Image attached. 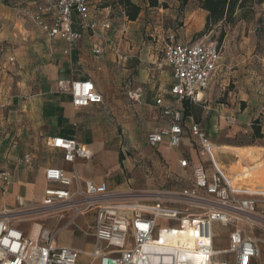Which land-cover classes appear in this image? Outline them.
Masks as SVG:
<instances>
[{"label": "crops", "instance_id": "crops-1", "mask_svg": "<svg viewBox=\"0 0 264 264\" xmlns=\"http://www.w3.org/2000/svg\"><path fill=\"white\" fill-rule=\"evenodd\" d=\"M20 1L18 5L23 9L12 10L4 3L0 5V172L8 171L12 180L6 190L0 187V211L16 209L18 201L34 203L33 189L38 185L42 187L38 197L40 203L48 188L44 173L50 167L68 173L74 168L82 180L103 184L111 192L189 190L192 184L187 178L191 177L194 167L203 166L208 173L211 171L205 152L207 160L193 149L179 150L187 147V140L199 145L189 133L190 127L197 123L192 116H184V102L178 105L183 110L184 129L180 147L172 149L164 141L151 149L146 143L148 132L167 128L170 124L162 112L164 104L172 101L169 89L173 78L169 68L171 78L166 81L168 90L164 92V44L143 42L135 26L144 10L136 21L130 22L118 5L102 7L108 0H88L92 20L106 22L109 28L99 30L96 36L89 31L83 32L80 41L64 54L66 45L62 41L48 39L32 24L30 13L40 0ZM131 1L138 5L136 0ZM199 11L205 23L207 13ZM115 18L126 23L116 25ZM249 38L248 42L242 27L232 29L221 43V60L203 94V103L190 104L202 106L212 116L209 121L215 130L210 132L224 131L225 139L238 133L246 116L264 111V53L256 51L251 42L253 36ZM35 39L43 42L36 43ZM51 44L58 45L60 50L54 47L52 52ZM96 47L101 50L99 56L93 53ZM257 73L263 76L256 79ZM77 80L91 81L102 95L103 103L75 110L70 96L59 92L57 83ZM137 89L140 90L139 99L130 100L127 93ZM221 99H226V104L221 103ZM118 129L121 134L117 133ZM55 136L76 137L90 149L92 158L77 160L73 166L64 163L60 151L47 147V139ZM210 143L213 145L211 152H214L212 148L218 149L216 161L224 167L225 173L234 168H254L264 162V137L246 145L227 141L217 145ZM40 147L53 154L51 160L44 154L36 156ZM238 153H242V158ZM27 154L33 166H18L17 160ZM184 159L189 164L186 170L179 165ZM260 198L264 199V195L256 197V204ZM44 220L55 224L52 216H44ZM21 224L15 227L31 237L33 228L21 227ZM221 228L225 233L220 234ZM230 232L231 228H214L215 264H235V254L222 253L229 248ZM259 240L262 241L260 258L252 259L249 264H264V239ZM219 241H223L225 247L219 248ZM217 258L224 259L218 261Z\"/></svg>", "mask_w": 264, "mask_h": 264}, {"label": "built area", "instance_id": "built-area-1", "mask_svg": "<svg viewBox=\"0 0 264 264\" xmlns=\"http://www.w3.org/2000/svg\"><path fill=\"white\" fill-rule=\"evenodd\" d=\"M30 17L48 39L66 45L64 54L80 41L83 32L96 36L99 30L109 28L106 22L92 20L88 0H40L33 5ZM167 40L162 53L172 71V101L164 104L162 113L170 124L146 134L151 149L164 141L172 149L180 147L184 129L183 110L178 105L203 103L222 56L221 45L214 41L179 43L174 35ZM93 53L99 56L100 48ZM57 87L70 96L75 110L103 103L89 80L59 81ZM139 93V89L131 90L127 96L137 101ZM189 133L207 154L211 168L208 173L203 166L194 167L187 178L192 184L189 190L160 189L152 195L111 192L103 184L82 180L74 168L69 173L57 167L46 169L48 188L40 203L18 201L16 209L0 211V264H215V226L231 228L229 248L222 253L235 254V264L260 258L262 241L251 233L260 222L256 197L263 195L232 188L214 160L204 130L193 124ZM47 147L60 151L62 161L72 166L77 160L92 158L90 149L76 137L48 138ZM17 165L31 168L33 160L27 154ZM179 165L185 170L189 167L185 159ZM10 184L9 172L1 171L0 187L6 190ZM45 215L62 222L63 229L91 239L90 248L58 246L56 234L49 230L31 238L15 227L28 218ZM81 218L82 225L77 223ZM161 222L169 226L160 227Z\"/></svg>", "mask_w": 264, "mask_h": 264}, {"label": "rangeland", "instance_id": "rangeland-1", "mask_svg": "<svg viewBox=\"0 0 264 264\" xmlns=\"http://www.w3.org/2000/svg\"><path fill=\"white\" fill-rule=\"evenodd\" d=\"M20 2H21L20 0L10 1L6 6L12 10L23 9L21 5L20 6L18 5V3ZM136 2L141 7V10H144V13L142 14L139 21L136 22L135 25L136 27H138L139 31L137 33L140 34L143 42L150 43L153 45L166 44L168 41L167 38L170 35H174L175 39L179 43L187 42L192 44L195 42H199L201 40H209V41L217 42L220 33L223 30L225 31L224 38H226L234 27L236 28L242 27L245 31V38L247 39V41L248 42L250 41L249 38L250 35L251 37L253 36L254 41L251 42L254 43L255 50L264 53V3L261 5H256L254 7V11H253L254 13L252 19L244 22L238 21L235 24V26L231 29L227 26L218 25L217 27L213 28L210 32L204 34L203 36H199V33L202 32L204 29V18L202 16V13L197 8L196 0H158V4L156 7H150L148 0H136ZM115 19L116 21L118 20V18ZM124 23L126 22L122 20H118L116 22V25L117 24L124 25ZM10 32L11 30L9 28L8 33ZM35 42L40 44L43 42V40L35 39ZM54 47L55 49H58V51L60 50L58 45L54 46L53 44H51L49 48H51L52 52L55 51ZM37 56L38 54L36 53V57ZM257 62L258 61H256V63ZM162 71H163V79H164L163 90L164 92H167L168 86L166 84V81L171 78V75H170V69L168 65L165 63L164 58L162 63ZM259 76L262 77L263 76L262 73L255 74L256 79ZM225 100L226 99H221L220 102L226 104ZM189 109L193 120L197 124L201 125L202 129L205 131L208 140L216 145L224 141L236 145L250 144L252 142L251 140L252 121L256 118H259L261 123L264 125V111H262L261 114L254 112L253 114H249L248 116H246V119L242 121V123L239 126L238 133H236L235 135H233L228 139H225L224 136L226 132L224 131L223 133L222 131L220 132L219 130H217L215 133L210 132L211 130H215V128L212 127L213 125L212 121H209V119L212 118V116L208 115V113H206V111L202 108V106H189ZM117 133L121 134V129H118ZM215 137L216 138L220 137V139L218 138L214 139ZM186 142L188 143L187 147L185 146L180 147L179 150L193 149L197 153V155H200L202 158H205V160H207V156L205 155L204 150L200 145H197L195 143H190L189 140H187ZM212 149L214 150V152L212 151V154L218 168L222 172H224V167L219 165L216 161L215 154L218 149H214V148ZM176 152L179 151L176 149ZM42 154H44L45 158L49 160H51V158L53 157V154L47 151L45 147H40V149L36 151V156H42ZM238 154L242 158V153H238ZM257 165L264 166V162L262 161ZM245 168L247 169L249 167H245ZM230 173L231 172L227 174ZM258 179L259 182L257 181ZM262 183H264V178H253L249 181H245V184H243L240 187L241 188H254L256 186L264 187V184ZM229 184L231 185L230 182ZM41 189L42 187H40V185L36 186L33 189L34 203L39 202L38 197L39 194L41 193ZM155 191L156 189L155 190L149 189V190H140L133 192H135L136 195L140 193H148V195H152ZM255 212L257 213L260 222L257 225V227L252 231V234L259 239L260 238L264 239V199L263 198L258 199ZM22 223L24 225L21 224L22 225L21 227H26V228L29 227L34 229L35 225H39L41 227V230H49L50 232L56 234V240L58 241L59 244H67V245L75 246L77 248L87 249L90 248L89 245L92 242L91 239L83 238L79 233H77L72 229H63L62 222H56L55 220V224H54L53 222L45 221L44 216H34L32 218H28L24 220ZM77 223L82 225L83 219L82 218L78 219ZM159 226L168 227L169 224L161 222ZM65 231H68L69 233H64ZM71 232H73L74 235H72ZM223 233H225V229L221 228L220 234ZM223 247H225L224 242L219 241V248H223ZM263 257H264V251L262 250V259ZM223 259L224 258H217L218 261H223Z\"/></svg>", "mask_w": 264, "mask_h": 264}, {"label": "trees", "instance_id": "trees-1", "mask_svg": "<svg viewBox=\"0 0 264 264\" xmlns=\"http://www.w3.org/2000/svg\"><path fill=\"white\" fill-rule=\"evenodd\" d=\"M10 1L14 0H3V3L7 5ZM150 7H156L158 0H148ZM197 8L207 13L205 17L204 29L199 33V36L210 32L213 28L218 25L227 26L230 29L235 26L239 20L248 21L252 19L254 7L261 5L264 0H196ZM118 5L124 16L128 21L134 22L137 20L141 7L134 4L131 0H108L102 7ZM225 31L220 33L217 40L218 45H221L224 39ZM184 102V116H191L189 106L191 103ZM264 125L261 123L259 118L252 121L251 124V140L252 144L254 141L262 139Z\"/></svg>", "mask_w": 264, "mask_h": 264}, {"label": "bare ground", "instance_id": "bare-ground-1", "mask_svg": "<svg viewBox=\"0 0 264 264\" xmlns=\"http://www.w3.org/2000/svg\"><path fill=\"white\" fill-rule=\"evenodd\" d=\"M239 161V160H238ZM244 161V159H243ZM236 164V163H235ZM225 173V172H224ZM229 173V172H228ZM227 174V173H225ZM224 174V175H225ZM227 180L231 183V187H235L236 189L245 190L251 194L255 195H264V187L263 186H256L254 188H241L245 181H249L253 178H264V166H257L254 168H241L240 170L232 169L230 174L225 175ZM259 182V179L257 180ZM250 184V183H248ZM264 184V183H262ZM261 184V185H262ZM41 227L39 225H35V228L31 232V237L35 238L38 235L39 230Z\"/></svg>", "mask_w": 264, "mask_h": 264}]
</instances>
